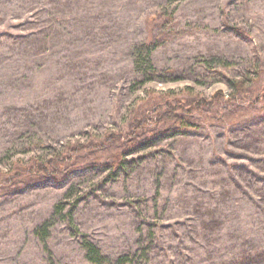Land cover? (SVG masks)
Instances as JSON below:
<instances>
[{"label":"rangeland","instance_id":"obj_1","mask_svg":"<svg viewBox=\"0 0 264 264\" xmlns=\"http://www.w3.org/2000/svg\"><path fill=\"white\" fill-rule=\"evenodd\" d=\"M85 240L264 264V0H0V264H91Z\"/></svg>","mask_w":264,"mask_h":264},{"label":"trees","instance_id":"obj_2","mask_svg":"<svg viewBox=\"0 0 264 264\" xmlns=\"http://www.w3.org/2000/svg\"><path fill=\"white\" fill-rule=\"evenodd\" d=\"M150 47H151V44L143 43L141 45V47L139 48V50H138L139 52H138L137 58H136V65H137V67H138V69H139V71L141 73V76L143 77L142 82L151 80L156 75V71L152 67L151 62L149 60V52L151 51ZM233 87H237L236 84H232V88ZM199 106L195 107V105H193V109H200ZM179 109L181 111V110L185 109V107H181ZM176 110L178 111L177 107L175 108V111ZM178 118L180 119L179 120L180 126L178 128H180V127H191L192 125L197 124L193 120L192 121L187 120L188 119L187 117L184 118V120H183L182 117L181 118L178 117ZM178 128H176L175 130H178ZM159 135H164V134L163 133H159ZM123 164H124V160L122 159V160H117L112 165L115 168H118V169L121 168L122 169L123 168V166H122ZM32 165H35L36 168L40 170V160L34 162ZM98 165H101V164H98ZM36 168L34 166L30 167L31 170L29 169V172L35 171ZM38 178H40V176ZM58 209H59V206H58ZM46 228H47V224H44L43 226H41L38 229H36V232L40 231V235H42V232L45 233L44 231H46ZM83 249L85 251V259L89 263H91V264H110L108 259H106V257H104L100 253L99 249L93 243H91L90 241L85 240L83 242ZM131 259H132L131 255L122 256V257H120L117 260V262L121 263V264H128L130 261H132Z\"/></svg>","mask_w":264,"mask_h":264}]
</instances>
